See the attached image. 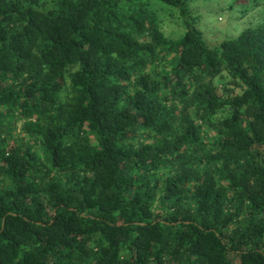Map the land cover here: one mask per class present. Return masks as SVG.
Wrapping results in <instances>:
<instances>
[{"label":"trees","instance_id":"1","mask_svg":"<svg viewBox=\"0 0 264 264\" xmlns=\"http://www.w3.org/2000/svg\"><path fill=\"white\" fill-rule=\"evenodd\" d=\"M210 1L0 0V264H264V23Z\"/></svg>","mask_w":264,"mask_h":264},{"label":"rangeland","instance_id":"2","mask_svg":"<svg viewBox=\"0 0 264 264\" xmlns=\"http://www.w3.org/2000/svg\"><path fill=\"white\" fill-rule=\"evenodd\" d=\"M205 6L203 29L210 40L223 35L236 37L250 21L264 23V1L255 5L249 1L241 3L238 0H213Z\"/></svg>","mask_w":264,"mask_h":264}]
</instances>
